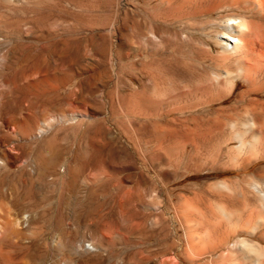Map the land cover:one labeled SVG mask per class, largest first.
<instances>
[{"label": "rangeland", "instance_id": "rangeland-1", "mask_svg": "<svg viewBox=\"0 0 264 264\" xmlns=\"http://www.w3.org/2000/svg\"><path fill=\"white\" fill-rule=\"evenodd\" d=\"M245 4L0 0V197L32 229L44 209L45 264H121L132 247L150 264H229L221 248L195 262L184 247L217 242L253 203L258 232L231 261L264 263V135L252 119L264 113L249 101L264 93L229 84L222 59L234 54L218 37L239 16L264 36ZM206 83L220 98L197 89Z\"/></svg>", "mask_w": 264, "mask_h": 264}, {"label": "bare ground", "instance_id": "bare-ground-1", "mask_svg": "<svg viewBox=\"0 0 264 264\" xmlns=\"http://www.w3.org/2000/svg\"><path fill=\"white\" fill-rule=\"evenodd\" d=\"M240 1L245 2L246 4L249 3L251 6H254L256 9H258L260 11V13L259 12H257V13H259V15H261L262 19L264 20V0H240ZM247 26L248 25L246 24V21L241 16L230 17L227 20H225V22L223 23V27L226 31L220 33L218 35V37L220 39L221 46L224 49H226L227 51H231L234 55L225 56L224 59H222V61L224 60L223 64L226 63L228 66L234 65V67H235L236 75L233 77L232 81L230 78V82H229L230 85H232V84L234 85L235 79H237V78L242 79V80L246 81L249 85L245 94H248V95L249 94H257V96H259L261 93H264V36L263 37H260L259 35L255 36L254 35V34H256L255 32H253L254 33L253 35L250 33L246 34ZM245 56L249 57V60L252 61V64L247 62L248 60L245 61V59H244ZM246 59H247V57H246ZM223 72H224L223 74L221 73L218 75H214L215 78L213 80L215 81V83L219 77H223L224 75L227 74L228 71L226 72V70H223ZM225 82L226 81H224V83ZM231 82H232V84H231ZM211 84L212 83H210V84L206 83V85L201 86L200 89L197 88L200 92L207 94L209 96L210 101L215 100L218 98L219 95H222L219 92L217 93L219 95H217V96L213 95L210 88L214 87L217 84H215L214 86H211ZM226 85H224V87H223L224 89L226 88ZM197 89H196V91H197ZM223 91H220V92H223ZM170 92H172V89L170 90ZM243 94L244 93H241L240 95L242 96ZM219 98H220V96H219ZM249 101H251L252 113H257V112H263L264 113V100L262 101V100H259V98H254V99H251ZM258 114H260V113H258ZM254 117L256 118V116H254ZM255 118H252V119H254L256 127H258V130H260V132H262V134L264 135V120H260L257 118L255 119ZM0 153L2 154L3 157H6L9 155L7 153V151H5L1 146H0ZM3 182H5V181L3 180ZM29 193H30V191L25 188L23 194H21V195L23 196V198L26 199L29 197ZM5 199L3 200L0 197V264H45L43 262L44 252H43V237H42L43 223H44L42 221H43V216H45L44 215V209L41 207V209H39L40 211L38 210L40 218H41V219L39 218L40 224L37 226L35 225L36 227H34V229H32L31 225H30L31 223L29 224L30 220L28 218V214H26V212L21 213L20 210H19V212L21 214H19L16 211L17 209L15 210L14 206L12 207V204L10 206V203H9L10 201L5 200ZM14 201H17L16 198H14L11 202H14ZM14 204L16 205V202ZM255 207H258V206H255V203H253V204H250V207L246 211L241 210V212L239 211V212H235V213H234V211H237V210L232 211L231 214L232 213L234 214L233 217H235V214L237 213L236 216H238L241 219V220H239V218H237L240 221L241 225L240 224L238 226L234 225V226H236V228H234V229L232 228L233 229L232 231H228L227 228L225 227L226 229L224 231H222L221 238L218 237L219 239H217L218 240L217 242L212 240V245H207V244H204L203 242H198V243L191 242V241L186 242L187 244L184 247V251H185L184 254H188V256L191 257L190 261L193 260V261L197 262L196 260H198L199 257H201L202 255H204L206 253H209V254L215 253L219 248H221L225 254V257H223L224 259L222 258V260L223 261L229 260L230 261L229 264H237V263H232L231 260L234 259V257L236 258V254H239L240 252H242L244 250L245 246L251 244V242H250L251 240L249 239V237H253V236L255 237V235L257 234L258 229H259V228L257 229L258 226H254V225H252L251 228L248 229L250 224H252V220L254 218H256L257 216H259V209L255 208ZM20 209H22V208H20ZM26 209H27V207H26ZM242 209H244V208H242ZM89 211H90V208H88L86 214L89 213ZM227 214L229 215L230 213L228 212ZM231 214H230V217L225 216V214H224V216L228 217V219H230L231 216L233 215V214L232 215ZM39 215H37V216H39ZM236 221H235V224H236ZM260 221H263V220H260ZM259 225L261 228H264V221ZM231 227H233V226H231ZM244 227H246L245 232H246L247 236L241 237L240 231ZM229 230H230V228H229ZM206 231H208V230H206ZM230 233L233 236L232 242H229ZM36 236H38V240H36L37 239ZM258 237L261 238V240H264V231H261V233L258 234ZM195 241H197V240H195ZM207 243H209V242H207ZM92 244L93 243L88 241L83 246H85V248L88 250L96 249L95 247H93L94 245H92ZM171 245H172V243H171ZM139 246H141V245H139ZM134 248L132 247L131 249H129L130 251L128 253L127 258H125L121 264H150L149 263V257L147 259L145 258L146 260H143V258H140V256L137 255L138 253H136V251L134 252ZM182 254H183V252H182ZM241 255H243V254H241ZM246 255L249 256V254L245 253V257H246ZM219 256L222 257V253H221V255L219 254ZM238 256H240V255H238ZM178 257H179V255H178ZM217 259H218V257H217ZM218 260L220 261V259H218ZM218 260H216V261H218ZM203 263L204 262H202V264ZM113 264H117V263H113ZM156 264H180V263L178 262L177 257H175L174 255H169L166 257L163 256V258H161V260ZM187 264H188V262H187ZM250 264H259V263L258 262H251ZM262 264H264V263H262Z\"/></svg>", "mask_w": 264, "mask_h": 264}, {"label": "built area", "instance_id": "built-area-1", "mask_svg": "<svg viewBox=\"0 0 264 264\" xmlns=\"http://www.w3.org/2000/svg\"><path fill=\"white\" fill-rule=\"evenodd\" d=\"M88 242V240H83V241H80V244L82 245V243H83V245L84 244H86Z\"/></svg>", "mask_w": 264, "mask_h": 264}]
</instances>
